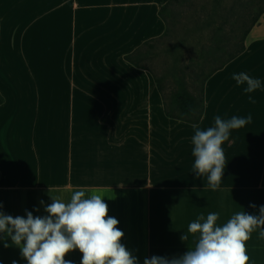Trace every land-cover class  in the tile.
Returning a JSON list of instances; mask_svg holds the SVG:
<instances>
[{
    "label": "crops",
    "instance_id": "obj_1",
    "mask_svg": "<svg viewBox=\"0 0 264 264\" xmlns=\"http://www.w3.org/2000/svg\"><path fill=\"white\" fill-rule=\"evenodd\" d=\"M166 1L13 0L4 61L0 39V211L44 216L51 196L68 202L76 190L99 194L138 264L194 248L198 234L181 236L200 215L217 212L222 226L238 211L258 213L264 205V14L244 51L205 79L201 119L189 123L167 117L151 71L125 59L162 35L158 11ZM240 72L259 78L261 88L245 93L246 85L232 79ZM249 114L251 122L222 145L226 166L212 190L207 175L193 173V125L206 130L217 115ZM246 249L248 264H264L258 229ZM81 258L79 250L65 256L72 264ZM13 261L27 264L0 234V264Z\"/></svg>",
    "mask_w": 264,
    "mask_h": 264
},
{
    "label": "clouds",
    "instance_id": "obj_2",
    "mask_svg": "<svg viewBox=\"0 0 264 264\" xmlns=\"http://www.w3.org/2000/svg\"><path fill=\"white\" fill-rule=\"evenodd\" d=\"M232 79L238 85H246L245 93L261 88V80L246 72L233 73ZM249 101L255 103L252 96ZM251 120V114L229 119L217 115L214 126L206 130L193 125V173L207 175L212 190L220 187L226 166L222 145L232 130L244 127ZM44 211L47 215L34 216L27 212L26 218L0 211V234L11 239L27 264H72L65 256L73 250L82 253L81 264H138V258L121 243L124 233L118 227L119 221L108 215V205L101 195L93 193L86 197L84 190H76L68 202L51 196V203L44 206ZM218 219L219 213L211 212L206 218L200 215L188 224L181 240H187L188 234H198V238L194 248L183 255L171 258L153 255L146 257L143 264H248L246 242L252 232L258 229L259 237L264 238V205L257 214L238 211L222 226L217 225Z\"/></svg>",
    "mask_w": 264,
    "mask_h": 264
},
{
    "label": "rangeland",
    "instance_id": "obj_3",
    "mask_svg": "<svg viewBox=\"0 0 264 264\" xmlns=\"http://www.w3.org/2000/svg\"><path fill=\"white\" fill-rule=\"evenodd\" d=\"M249 2L250 0L173 2L169 8L168 19L164 23L166 32L152 42V47L142 48L147 51L141 56L140 64L149 69L154 78L160 81L165 94L169 95L176 88L178 78L185 79L188 89L199 94L202 82L211 67L210 59L200 55L201 50L210 45L211 30L220 24L232 9L242 24L234 28V32L240 34L242 27L249 24L252 14L257 9L256 4L251 6ZM12 3L13 0H0L1 60L3 61L7 52L4 45L12 40L10 7Z\"/></svg>",
    "mask_w": 264,
    "mask_h": 264
},
{
    "label": "trees",
    "instance_id": "obj_4",
    "mask_svg": "<svg viewBox=\"0 0 264 264\" xmlns=\"http://www.w3.org/2000/svg\"><path fill=\"white\" fill-rule=\"evenodd\" d=\"M180 0H167L159 8V16L165 23L170 14V5L173 2ZM187 1V0H182ZM256 4V11L252 14L248 25L242 27L240 34L234 32V28L241 26L239 18L230 10V14L222 19L221 23L214 27L209 35L210 45L206 49H202L200 55L206 56L210 59L211 67L209 72L206 74L205 79L210 76L216 70L222 68L226 63L231 61L237 55L242 53L245 49V38L251 28L258 23V19L261 14L264 13V0H250L249 5ZM226 27L228 30H226ZM166 32L164 31L162 35ZM157 39V38H156ZM155 39L145 41L140 46L135 48L133 52L125 55V59L136 67L147 69L145 66L140 64V58L146 53L142 48L144 46L152 47V42ZM155 83L158 92L163 99L164 113L167 117L180 119L189 123H197L201 119L203 113V96L202 86L199 94L193 93L187 87L185 79L178 78L176 81V88L165 94L164 89L160 81L156 78ZM4 102V96L0 92V105ZM1 174V172H0Z\"/></svg>",
    "mask_w": 264,
    "mask_h": 264
}]
</instances>
